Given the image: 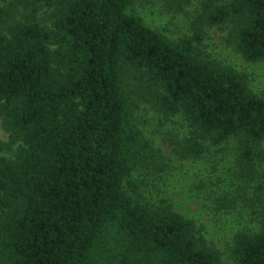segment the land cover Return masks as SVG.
Instances as JSON below:
<instances>
[{
  "label": "trees",
  "instance_id": "1",
  "mask_svg": "<svg viewBox=\"0 0 264 264\" xmlns=\"http://www.w3.org/2000/svg\"><path fill=\"white\" fill-rule=\"evenodd\" d=\"M131 1L0 0V264H222L193 220L131 194L156 158L132 119L142 102L183 115L194 135L180 159L233 144L239 180L256 182L264 97L204 49L209 29L229 25L240 56L263 62L264 0H205L176 43L129 14ZM232 259L264 264V219L235 237Z\"/></svg>",
  "mask_w": 264,
  "mask_h": 264
},
{
  "label": "rangeland",
  "instance_id": "2",
  "mask_svg": "<svg viewBox=\"0 0 264 264\" xmlns=\"http://www.w3.org/2000/svg\"><path fill=\"white\" fill-rule=\"evenodd\" d=\"M203 1L190 0L182 9L173 10L168 0H132L128 13L176 43L192 35V24L200 14ZM214 2L222 6L231 0ZM37 17L44 26H52V9L40 8ZM231 28L227 25L208 30L204 49L207 57L245 74L251 91L264 97V61H245L232 41ZM132 123L150 142L156 158L133 175L131 181L139 188L131 194L143 203L172 205L196 223L200 236L220 254L222 264H234L235 237L243 232H257L262 226L264 168L256 182L243 184L238 178L233 144L208 147L207 153L198 159H180L177 150L194 135L193 128L183 115L166 116L154 103H139ZM9 137L0 119V140L7 142Z\"/></svg>",
  "mask_w": 264,
  "mask_h": 264
}]
</instances>
